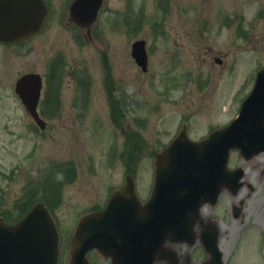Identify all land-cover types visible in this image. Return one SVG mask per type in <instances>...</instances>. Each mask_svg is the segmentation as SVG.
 <instances>
[{
	"label": "rangeland",
	"instance_id": "rangeland-1",
	"mask_svg": "<svg viewBox=\"0 0 264 264\" xmlns=\"http://www.w3.org/2000/svg\"><path fill=\"white\" fill-rule=\"evenodd\" d=\"M113 1L116 5L108 12L103 8L100 11L92 31L94 43L85 41L79 28L74 37L72 24L65 14L56 18L58 9L54 8L44 30L24 46L0 45V216L12 222L21 213L18 208L28 205V210L43 202L60 235V264L69 262L70 238L82 215L99 210L109 194L124 184L127 175L134 178L139 197L149 195L155 154L182 123L194 140L227 123L237 114L257 69L264 65V48L260 49L264 38L260 48L253 51L247 45L251 42L234 38L231 23L210 25L204 38L197 35L202 26L197 20L202 14L194 16L199 9L194 8L191 24L185 27L192 34L170 41L178 42L179 49L173 45L168 67L162 66L166 64L162 45L150 35L154 21L147 13L150 0H145L144 8L139 2L134 8L132 24H139V14L144 15V24L130 25L128 34L118 22L124 2ZM254 9L252 3L248 4L245 16ZM259 24L257 27H261ZM164 25V31L167 27L175 31L170 22ZM146 33L151 57L148 71L143 72L134 64L129 49L137 36ZM186 41L189 43L184 47ZM105 46L110 49L103 54L98 48ZM217 53L227 54L222 67L215 61L203 62L205 56L211 61L209 57ZM114 54L119 59L118 67L112 68L117 75L115 82L122 81V74L126 90L121 103L118 94L112 96L104 89L109 81L107 57L113 58ZM50 58L55 63L47 105L54 114L43 129H32L31 117L13 90L14 82L19 73H41ZM84 67L87 74L80 73ZM156 105L158 109L153 108ZM115 110L114 116L120 113L121 119L114 118ZM58 111L63 112L60 117ZM230 153L229 166L233 168L240 164L253 169L254 163L264 162V152L251 160L252 166L251 158L244 159L237 150ZM254 176L258 177L255 171ZM260 183L239 217L230 216L238 198L229 195L226 188L216 204L203 208V217L212 219L219 228L222 264H264V178ZM239 197L244 202V195ZM254 206L256 215L251 210ZM199 245L176 243L175 249L182 262L197 264L205 258ZM87 257L92 264H110L97 250Z\"/></svg>",
	"mask_w": 264,
	"mask_h": 264
},
{
	"label": "water",
	"instance_id": "water-1",
	"mask_svg": "<svg viewBox=\"0 0 264 264\" xmlns=\"http://www.w3.org/2000/svg\"><path fill=\"white\" fill-rule=\"evenodd\" d=\"M101 0H75L69 19L89 33ZM47 13L42 0H0V40L19 41L36 32ZM135 61L145 70L142 41L132 44ZM41 79L26 73L15 91L27 111L43 127L36 106ZM239 148L246 157L264 150V66L243 99L238 115L206 138L192 141L183 129L156 154L154 185L149 199L140 203L131 177L114 191L100 211L83 215L70 240L69 264H90L86 254L97 249L111 264H178L175 250L166 243H194L200 207L215 203L224 186H232L241 168H227L229 151ZM58 233L42 202L35 203L15 223L0 217V264H58ZM210 258L201 264H220L221 253L212 234L203 237Z\"/></svg>",
	"mask_w": 264,
	"mask_h": 264
},
{
	"label": "flooded vegetation",
	"instance_id": "flooded-vegetation-1",
	"mask_svg": "<svg viewBox=\"0 0 264 264\" xmlns=\"http://www.w3.org/2000/svg\"><path fill=\"white\" fill-rule=\"evenodd\" d=\"M72 1L73 0H44L48 8V15L49 13L51 15V12L54 8L58 9L56 18H62L64 14L67 18L66 13L68 12V7L70 6ZM103 1H104L103 5H110V6L116 5L114 3L115 1L113 0H103ZM119 1L120 3H123V2L124 3L122 5L123 6L122 11L119 12L118 22H119V25L121 24V26H123L125 29L128 23L127 21V16L129 13L128 8L130 7L135 8L138 4V0H119ZM150 2H151V7L149 8L147 13L152 15V19L154 18V21H151L153 31L150 33V35L152 36V40L154 41L159 40V44L162 45V47L160 48V51L162 55L164 56V62L166 63L168 61V56L173 53L172 46L176 45V47L179 49V47L177 46L178 42L170 43V41H177V39L182 38L183 36L189 37L192 34V31L186 30L185 27L191 24V16H192L191 14L194 8H199L198 10H195L194 16H197L198 13L202 14V16L198 17L199 20H197L198 21L197 23L202 25L200 27L202 31H197V35H202L204 38L205 36L208 37V32H205L204 30H206L212 24H216V23L225 24V21H226L227 23L232 24L234 38L238 37L242 40L245 39L248 42H251L250 44L247 43V45L250 46L251 50L253 51H256L257 49L260 48L261 39L264 38V0H150ZM251 3L255 9L252 11L253 13L251 12V14L245 16L246 11L244 10V8L248 4H251ZM161 17H163V20L160 22ZM249 17L250 19L246 21V19ZM49 19H50V16H48L47 18L48 21L47 20L46 21L49 22L50 21ZM166 22H170V27L175 28V31H170L168 27H167V31H164L163 30L165 26L164 24H166ZM259 23L262 24L261 27H257ZM46 25L47 24L42 25L39 32L33 36H36L39 33H41L44 30ZM77 28L79 27L75 26V29H74L75 34H77L78 32ZM148 35L149 34L146 33V35L143 34L135 38V39L143 38L146 41L147 50L150 45V43H148ZM33 36L30 37L29 40L32 39ZM26 42L24 41V42L5 43V42L0 41V45H7L10 47H21ZM187 43L189 42L188 41L184 42L183 46L186 47ZM263 48H264V45H261L260 49L263 50ZM107 49L109 50L110 48L106 46L103 48V52L105 54H106ZM206 51L210 52L211 49L207 48ZM147 53H149V50ZM226 55L227 54L217 53V55H212L209 57L211 61H209L207 59V56H205L203 59V62L207 63V62L215 61L217 62V64H219L222 67L225 64V61L223 58ZM149 56H151L150 53H149ZM112 57L113 58L107 57V60L110 66V69L108 72L109 81H108V85L105 86L104 89L108 94H112V96L118 94V97H119L118 99H119V102L121 103V101H123V99L125 98L126 90L124 88V84H123L124 80H123L122 74H121L122 81H120L119 84H116L115 82L117 75H115V71H112V68L118 67L119 59L118 57H116V54L112 55ZM50 61H51V58L47 59L44 71H42V74L44 76V87L42 90V99L44 98V100L47 102L45 105L41 107L40 115L44 120H46V123L49 119L52 118L54 114V113H51V111H49V108L47 105L49 98H50L49 95H50V90H51V79L54 74L52 66L51 64H49ZM164 65L166 64H163L162 66ZM74 68H76V66ZM78 71H81V70H78ZM72 72L73 71L70 70L71 78H72ZM80 73L87 74L88 71L85 68L84 70L82 69V72ZM75 89H76V86H75ZM70 100H73L72 97L70 98ZM112 103H115V101L112 100ZM61 107H60V110H61ZM112 109H114V107H112ZM115 111H112V113ZM57 114H58V117H60L63 114V112L58 111ZM118 117L121 118L120 113H118ZM244 175H245V172H244ZM244 175L241 177V180H240L241 184L238 186L237 189L235 190L226 189V191L229 194L236 196L239 194H243L246 190H249L252 192L254 188L251 187L249 183L245 181ZM261 177L262 179L264 178V167L261 170ZM237 210L238 211L235 212V209H232L230 215L238 217L240 215L241 209L239 208ZM203 252H205L204 249H203ZM156 264H166V263L164 261H160Z\"/></svg>",
	"mask_w": 264,
	"mask_h": 264
},
{
	"label": "bare ground",
	"instance_id": "bare-ground-1",
	"mask_svg": "<svg viewBox=\"0 0 264 264\" xmlns=\"http://www.w3.org/2000/svg\"><path fill=\"white\" fill-rule=\"evenodd\" d=\"M252 159H254V160H256V158H252ZM252 159H250L249 160V165L250 166H252L251 165V160ZM264 167V162H257V163H254L253 164V169L252 168H250V167H248L247 168V170H246V172H245V181L247 182V183H249V185L251 186V187H253L254 189L252 190V192L251 191H249V190H246L243 194H244V200L245 201H248V202H250V199H251V196H250V194L252 193H255L256 192V190H257V188L256 187H258L259 185H261L262 183H260V181L261 182H263V179H262V177H261V170H262V168ZM254 171L256 172V173H258V177L255 179V176H254ZM248 175H250L251 176V178L249 179L248 178ZM253 176V177H252ZM252 179H253V182H252ZM237 194V193H236ZM229 195H232V194H229ZM235 195H233V197H234ZM248 196H250V197H248ZM236 198H238V196L236 195ZM238 203V199H237V201H236V203L235 204H237ZM244 206H241V213L242 212H244L243 211V208ZM253 209H256L255 208V206L254 207H252L251 208V210L253 211V214L254 215H256L257 213L256 212H254V210ZM247 211H250L248 208H247ZM205 213H204V210L203 209H201V216H203ZM261 215H263V213L261 214ZM239 217V216H238ZM207 218V217H206ZM263 218H264V216H263ZM208 219V218H207ZM219 243V242H218Z\"/></svg>",
	"mask_w": 264,
	"mask_h": 264
},
{
	"label": "trees",
	"instance_id": "trees-1",
	"mask_svg": "<svg viewBox=\"0 0 264 264\" xmlns=\"http://www.w3.org/2000/svg\"><path fill=\"white\" fill-rule=\"evenodd\" d=\"M19 202H21V201H19ZM27 207H28V205L26 207H23V208L22 207L18 208V211H21V213L19 214L18 218L21 217L20 215L26 211ZM4 218H5V220H8L7 216H4Z\"/></svg>",
	"mask_w": 264,
	"mask_h": 264
}]
</instances>
